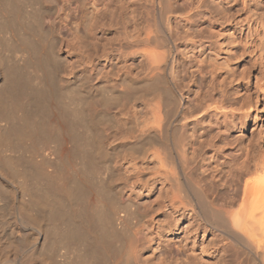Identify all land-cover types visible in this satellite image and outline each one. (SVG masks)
Masks as SVG:
<instances>
[{"label":"bare ground","instance_id":"obj_1","mask_svg":"<svg viewBox=\"0 0 264 264\" xmlns=\"http://www.w3.org/2000/svg\"><path fill=\"white\" fill-rule=\"evenodd\" d=\"M155 1L0 0V264H264V19L247 50L200 2ZM200 14L219 49L185 96L172 19ZM124 96L145 111L122 134Z\"/></svg>","mask_w":264,"mask_h":264},{"label":"rangeland","instance_id":"obj_2","mask_svg":"<svg viewBox=\"0 0 264 264\" xmlns=\"http://www.w3.org/2000/svg\"><path fill=\"white\" fill-rule=\"evenodd\" d=\"M196 2H200V7H201V12H205L206 14H210L214 17V20L217 23H219L220 21H222V19L225 17V19H228L230 21V24L232 26V30L231 32L235 33V37H238V35L241 33V35L244 37L243 41L239 43L237 46H241L242 48H246L247 50L250 48V44L248 43L250 41L249 39V35H250V30L249 28H252L255 25V21L261 17V19H264V0H195ZM179 4H182L181 2ZM155 9H159L162 4L160 0H156L155 1ZM177 4H174V7H176ZM136 8V16H138V5H135ZM242 11V12H241ZM154 16H155V10L154 13H152L150 16H148V22L147 24L149 25V30L151 32V30H153V23H154ZM224 16V17H223ZM202 18L203 16L200 14L196 17H193L191 20H189L188 22H184V21H180V20H176L172 19V26L174 29V39L176 41V43L178 44V51L175 53V56L178 58V66L180 67L179 69L182 70L184 73L183 75L185 76L186 79H182V85L186 86V84L188 86L184 87L181 85L180 88L179 85H177V91L178 89L181 92H185L188 91L189 89V82L187 83V81H189L191 79V81L195 84H193L194 89H199V87L201 89L205 88L206 85V80L208 78V74L204 71V67H207L210 60L213 59V53L215 51V49H219V45L216 44L215 40H213V43L210 45L209 48H207V45L205 44L204 38L205 37H209L210 39H212V34L211 31L208 29V24L202 22ZM140 21H138L137 25L140 24ZM143 25V23H142ZM60 33H58L59 36V42H58V51H60L63 55L66 54V51L69 50L68 47V42H67V37H66V33H65V29H61L60 31H58ZM227 50L224 52L225 55L228 56V58H230V60H233V65H237L238 64V60L236 61L234 54H236V50H238V47L235 49L232 48L231 46L234 47V45L230 42L229 37H227ZM229 43V44H228ZM232 44V45H230ZM231 47V48H230ZM137 48V47H136ZM230 48V49H229ZM60 49V50H59ZM136 50V49H135ZM138 50L140 51L141 49H137V53ZM196 50H203L204 55L201 58V61L203 62V64H197V60L194 57V54L196 52ZM228 50H231L228 52ZM138 54L134 55V57H136L135 60H130V62H128L129 64H131V66H129V68L131 69V71L133 73H138V77L136 76V74H134V78H142L145 74V70L143 69V67L141 66V59L137 56ZM253 55H250L249 52L245 53L244 55V59L246 60L245 63H250L252 61H250V59H252ZM235 60V61H234ZM132 61V62H131ZM249 61V62H247ZM115 64L112 65V70L111 68H109L108 70H110L111 72L107 71L106 69L102 68L103 66H99V68H102L104 70H106L108 73L113 74V77L111 78L110 82L108 84H111V82H113L112 84H115L114 81L116 79V77H114L116 74H114V72H116L114 70V68L116 70H118V68L120 66H117ZM249 66V65H248ZM114 67V68H113ZM136 70H134V69ZM142 68V69H141ZM241 69V68H240ZM103 70V71H104ZM134 70V71H133ZM69 69L65 72H68ZM106 71L104 73H106ZM114 71V72H112ZM143 71V72H142ZM236 71V69H235ZM239 71V70H238ZM249 71V72H248ZM249 68H247V72L249 73L248 76H254L252 73L250 74ZM144 73L140 76V73ZM247 76V75H246ZM193 77V79H192ZM195 78V79H194ZM114 80V81H113ZM186 80V81H185ZM195 82H194V81ZM247 78L246 81L247 82ZM185 82V83H184ZM118 82H116L117 84ZM197 84V86H196ZM203 84V86L201 85ZM118 85V84H117ZM199 86V87H198ZM202 86V87H201ZM179 87V88H178ZM188 87V88H187ZM196 87V88H195ZM185 89V90H184ZM158 93V92H157ZM157 93H155L154 95H157ZM184 95L186 96L187 94ZM162 94V93H161ZM158 95L163 97V96H167V98L169 97L168 95L162 94V95ZM158 96V97H159ZM184 96V103H185V107H189L191 106L190 103H188V100L186 99V97ZM127 97V96H126ZM121 97L119 100H117V102H113L112 104L108 103V106L106 105V111H109V114L112 113V115L109 116L108 120H109V126L112 128L113 126V130H117L118 132H122L123 133H131L132 131V126L131 128L126 125V122L124 121V118H120L119 116H117L119 111H126L128 108L133 107L132 111H145L144 105H145V101H141L138 97V99L135 97L134 99H129ZM155 97V96H154ZM157 97V96H156ZM163 97L162 99H157L160 100L161 102L167 98ZM261 99H263V96H260ZM255 98V97H254ZM187 101V102H186ZM188 103V104H187ZM189 105V106H188ZM259 106V110L264 109V103L263 101L259 102L258 104ZM192 108V106H191ZM164 109V110H163ZM165 109L167 108H161V111H165ZM167 111V110H166ZM257 113L261 114L262 120L264 121V111H258ZM112 123V125H110ZM263 122L259 124V129H263ZM107 126V127H109ZM193 126V125H192ZM134 127V126H133ZM194 127V126H193ZM109 129V128H108ZM111 129V130H112ZM131 129V130H130ZM118 137H122L120 135H118ZM118 159V158H117ZM121 158H119L118 162L120 161ZM117 181H122V180H126L128 182V186L127 188L130 189L129 185L132 184L135 186L134 184V180L132 179H128L127 176L121 172V175L117 176Z\"/></svg>","mask_w":264,"mask_h":264}]
</instances>
